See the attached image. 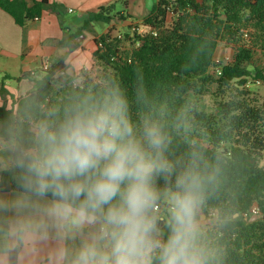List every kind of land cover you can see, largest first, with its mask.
<instances>
[{
	"label": "trees",
	"instance_id": "1",
	"mask_svg": "<svg viewBox=\"0 0 264 264\" xmlns=\"http://www.w3.org/2000/svg\"><path fill=\"white\" fill-rule=\"evenodd\" d=\"M118 2L126 3V0ZM118 2L89 12L81 26L68 31L63 6L49 0H0V9L19 27L41 19L46 10L54 11L64 31L61 40L66 53L48 70L35 75L24 73L32 89L17 102L14 122L52 109L62 112L64 105L77 97L99 99L119 88L129 102V116L139 124L142 115L153 111L168 126L172 136L168 156L184 161L193 151L219 167V185L202 212L215 215L209 235L220 251V264H264V101L248 100L250 82L264 83V67L257 57L264 54V0H158L142 19L147 32L123 36L103 34L96 38L94 57L105 73L95 81L86 73L73 78L63 75L66 61L80 44L76 39L96 24L135 21ZM245 34L248 36L246 37ZM230 48L231 61L217 64L220 46ZM221 68V76L216 68ZM80 83L74 85V82ZM218 116L198 110L205 96L224 97ZM4 86L0 93H5ZM139 96H146L148 106ZM14 109L0 108V135H4ZM7 183L8 177H5ZM160 185L163 186L161 180ZM253 207L259 218H245ZM237 216V217H236ZM22 246V245H21ZM21 246L9 254L8 264H18Z\"/></svg>",
	"mask_w": 264,
	"mask_h": 264
},
{
	"label": "clouds",
	"instance_id": "2",
	"mask_svg": "<svg viewBox=\"0 0 264 264\" xmlns=\"http://www.w3.org/2000/svg\"><path fill=\"white\" fill-rule=\"evenodd\" d=\"M171 143L151 108L131 120L119 88L30 117L27 131L9 123L0 135V213L11 216L0 255L52 239L53 264H220L202 216L219 167L200 151L172 160Z\"/></svg>",
	"mask_w": 264,
	"mask_h": 264
},
{
	"label": "crops",
	"instance_id": "3",
	"mask_svg": "<svg viewBox=\"0 0 264 264\" xmlns=\"http://www.w3.org/2000/svg\"><path fill=\"white\" fill-rule=\"evenodd\" d=\"M118 1L120 0H49L50 3L64 7V17L75 15V18L68 22L70 33H74L81 26L89 12H95L101 6ZM157 2L158 0H126L125 4L121 2L124 7L118 11L125 10L137 23V20H142L151 12ZM133 23L131 20L116 21L106 25L107 27L98 28V25H94L90 31H83L76 39L80 47L70 54L66 61L64 75L73 78L82 73H94L97 68L93 55L97 49L94 40L107 33L115 36L122 27ZM114 27H117L116 30ZM63 38L64 31L57 14L52 10H46L41 19L19 27L9 14L0 9V89L4 86L6 91L3 95L0 93V108L14 109L12 122L15 120L17 102L33 87L30 80L22 77L23 74L44 66L50 67L58 61L67 51L61 42ZM230 52L232 54L231 50ZM225 54L230 53L220 46L215 58H221ZM7 215L9 220L11 214ZM55 246L56 242L52 239L39 242L34 250L22 245L18 264H53L50 253ZM8 262L9 256L5 259L0 255V264Z\"/></svg>",
	"mask_w": 264,
	"mask_h": 264
},
{
	"label": "rangeland",
	"instance_id": "4",
	"mask_svg": "<svg viewBox=\"0 0 264 264\" xmlns=\"http://www.w3.org/2000/svg\"><path fill=\"white\" fill-rule=\"evenodd\" d=\"M174 1V0H172ZM122 7H124V4L121 2H118L117 8L120 10ZM64 21L66 25H69L68 22L71 21L72 19L75 18V15H66L64 17ZM98 25V28H103L107 27L106 25L103 24H96ZM115 30L117 27H114ZM136 29L137 32L139 33H145L147 32L146 27H144L142 20H137V23L134 21L133 24H131L128 27H122L118 32L115 34V36H123L126 33H132V31ZM113 30V29H112ZM221 48L228 53L231 54L230 48H226L225 46H221ZM257 65L258 66H263L264 67V54H259L257 57ZM105 73V68L102 63L97 62V68L94 73H90L88 76L92 77L95 81H100L102 79V76ZM28 80V79H27ZM80 83V81L74 82V85H77ZM247 91L250 93L248 100H250L254 104H262L264 101V83L261 82V84H257L256 82H250V84L247 87ZM230 94L227 91V94L222 98V97H216V96H205L199 99L198 101V110L199 111H204L208 115H215L218 116L220 113V103L225 102L228 100ZM254 101V102H253ZM260 166L264 168V153L263 157L260 160ZM203 216V222L205 223L207 229L211 227L212 224L215 223V215L213 214H206L202 212ZM237 217V216H236ZM249 219V218H248ZM8 215L7 213H0V228H5L8 224Z\"/></svg>",
	"mask_w": 264,
	"mask_h": 264
},
{
	"label": "built area",
	"instance_id": "5",
	"mask_svg": "<svg viewBox=\"0 0 264 264\" xmlns=\"http://www.w3.org/2000/svg\"><path fill=\"white\" fill-rule=\"evenodd\" d=\"M36 20H39V19H36ZM136 31V29H134L133 31H132V34L134 33ZM245 36L247 37L248 35L247 34H245ZM231 59H232V54H225L223 57H221V58H215V62L217 63V64H221V63H223V62H227V61H231ZM49 69V66H44L43 67V70H48ZM216 74L218 75V76H221V68H216ZM32 75H35V71H31L30 72ZM257 84H261V81H257L256 82ZM244 217L247 219V218H250V217H259V209L257 208V207H253L252 209H251V211L248 213V214H245L244 215Z\"/></svg>",
	"mask_w": 264,
	"mask_h": 264
},
{
	"label": "water",
	"instance_id": "6",
	"mask_svg": "<svg viewBox=\"0 0 264 264\" xmlns=\"http://www.w3.org/2000/svg\"><path fill=\"white\" fill-rule=\"evenodd\" d=\"M64 74H65V71L59 73V74L56 76V78H58V77H60V76H63ZM258 218H259V217H252V218H251V221H253V220H255V219H258Z\"/></svg>",
	"mask_w": 264,
	"mask_h": 264
}]
</instances>
